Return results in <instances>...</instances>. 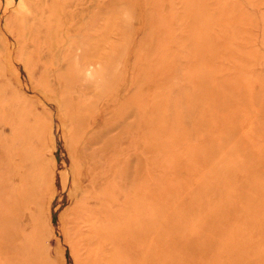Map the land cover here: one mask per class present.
<instances>
[{
	"label": "rangeland",
	"instance_id": "1",
	"mask_svg": "<svg viewBox=\"0 0 264 264\" xmlns=\"http://www.w3.org/2000/svg\"><path fill=\"white\" fill-rule=\"evenodd\" d=\"M0 264H264V0H0Z\"/></svg>",
	"mask_w": 264,
	"mask_h": 264
}]
</instances>
